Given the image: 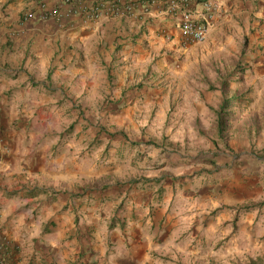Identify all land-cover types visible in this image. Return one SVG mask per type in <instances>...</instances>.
I'll list each match as a JSON object with an SVG mask.
<instances>
[{
  "label": "crops",
  "instance_id": "obj_1",
  "mask_svg": "<svg viewBox=\"0 0 264 264\" xmlns=\"http://www.w3.org/2000/svg\"><path fill=\"white\" fill-rule=\"evenodd\" d=\"M172 1L79 0L82 13L42 21L26 16L61 0H0V260L173 264L183 249L209 262L220 248L222 260L264 263V182L219 160L203 172L197 152L213 148L196 125L220 93L184 77L235 24L259 37L264 0L194 4L211 20L191 45ZM115 3L134 11L90 17Z\"/></svg>",
  "mask_w": 264,
  "mask_h": 264
},
{
  "label": "rangeland",
  "instance_id": "obj_2",
  "mask_svg": "<svg viewBox=\"0 0 264 264\" xmlns=\"http://www.w3.org/2000/svg\"><path fill=\"white\" fill-rule=\"evenodd\" d=\"M237 27L238 25L235 24L230 29L227 35L228 38L222 39L220 41L222 43L218 46L213 47L214 45H210L212 49L216 50V53L200 60L198 70L193 71L190 69L184 77L206 81L212 91H219L220 93V102L206 108L211 116L198 120L196 125L198 128H203L197 139L202 138L213 145H211L213 148L211 152L206 143L202 144L201 150L197 152L198 156H201L200 160L204 163L203 170L205 171H202L205 173L218 168L216 164L218 160L224 161L223 164H219V168L228 167L235 163L240 169H243L242 175L245 179L248 177L252 182L260 180L263 183L264 32L256 37L254 33L256 30L255 24L250 23L249 29L245 31L246 34L242 35L238 33ZM239 27L242 30L246 29V26L242 24ZM206 48L202 47L204 51H206ZM203 55L205 53H198V57ZM182 60L179 59L180 62ZM184 62L191 66L196 60L191 56ZM175 69L179 70L180 65L176 64ZM188 101L187 108L191 111H204L201 106L196 107L192 103L193 98H189ZM227 102H229L230 109L224 117L227 121L226 132L224 138H221L217 126L218 112L222 105ZM182 105L181 103V108H183ZM176 108V105L171 106V112H176ZM181 121L186 126L188 124L195 125L194 120L184 119L182 116L176 120L178 123ZM184 153L188 154L187 151ZM213 250L214 255L211 257L213 260L208 262L206 249H195V254L189 253L193 252L192 249H183V257L179 258L180 262L173 264H264L259 260L253 261L249 257L243 261L222 260L221 249ZM193 255L196 259L193 258ZM165 264L172 263L166 261Z\"/></svg>",
  "mask_w": 264,
  "mask_h": 264
},
{
  "label": "built area",
  "instance_id": "obj_3",
  "mask_svg": "<svg viewBox=\"0 0 264 264\" xmlns=\"http://www.w3.org/2000/svg\"><path fill=\"white\" fill-rule=\"evenodd\" d=\"M79 0H61L58 7L49 8L46 3L40 5V10L38 16L33 13H28L26 16L27 20L37 18L42 21H46L50 18H71L76 14L83 12V7L78 5ZM204 9L208 12L212 11V5L206 1L202 2ZM194 4H200L198 0H177L172 1L170 4V9L172 12H181V22L180 31L183 37L185 45L203 43L208 35L209 25L211 18H202L199 14H195L192 11V6ZM65 7V11L63 8ZM134 11L133 5L120 6L118 4H113L112 6H96L90 11V17L97 19L102 15L105 16H121L131 14ZM203 19V22H201ZM0 264H9L4 259L0 260Z\"/></svg>",
  "mask_w": 264,
  "mask_h": 264
},
{
  "label": "trees",
  "instance_id": "obj_4",
  "mask_svg": "<svg viewBox=\"0 0 264 264\" xmlns=\"http://www.w3.org/2000/svg\"><path fill=\"white\" fill-rule=\"evenodd\" d=\"M198 1H199V3H202L206 0H198ZM229 109H230L229 108V102H227V103L222 105L220 111L218 112L217 126H218V134H219V137H221V138H224V133L226 132L227 121H226V119H224V117H226L225 115H227V111Z\"/></svg>",
  "mask_w": 264,
  "mask_h": 264
}]
</instances>
